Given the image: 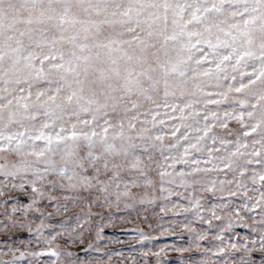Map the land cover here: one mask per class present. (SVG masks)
<instances>
[{
  "label": "snow or ice",
  "instance_id": "snow-or-ice-1",
  "mask_svg": "<svg viewBox=\"0 0 264 264\" xmlns=\"http://www.w3.org/2000/svg\"><path fill=\"white\" fill-rule=\"evenodd\" d=\"M0 264H264V0H0Z\"/></svg>",
  "mask_w": 264,
  "mask_h": 264
}]
</instances>
